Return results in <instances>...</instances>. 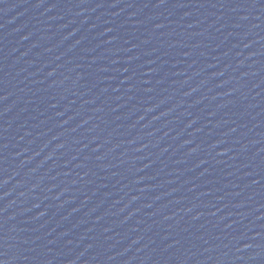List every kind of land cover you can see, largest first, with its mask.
Wrapping results in <instances>:
<instances>
[{"label": "water", "instance_id": "water-1", "mask_svg": "<svg viewBox=\"0 0 264 264\" xmlns=\"http://www.w3.org/2000/svg\"><path fill=\"white\" fill-rule=\"evenodd\" d=\"M0 264H264V0H0Z\"/></svg>", "mask_w": 264, "mask_h": 264}]
</instances>
